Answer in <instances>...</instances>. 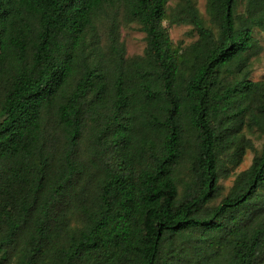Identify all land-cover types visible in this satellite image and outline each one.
<instances>
[{"label": "trees", "instance_id": "16d2710c", "mask_svg": "<svg viewBox=\"0 0 264 264\" xmlns=\"http://www.w3.org/2000/svg\"><path fill=\"white\" fill-rule=\"evenodd\" d=\"M169 1L0 0V264H264V0Z\"/></svg>", "mask_w": 264, "mask_h": 264}, {"label": "rangeland", "instance_id": "374dc122", "mask_svg": "<svg viewBox=\"0 0 264 264\" xmlns=\"http://www.w3.org/2000/svg\"><path fill=\"white\" fill-rule=\"evenodd\" d=\"M200 15L209 21L207 0H194ZM181 4V0H170L168 4L169 20L165 21V27L175 43L179 45L180 51L184 47L190 45L197 40L198 34L193 29V26L187 23L172 24L171 19H174L175 10ZM258 40V47L254 50L256 53L252 59V74L250 80L253 82L264 81V33L256 31L255 34ZM121 41L125 44L128 57L143 55L146 48L145 34L140 31L139 25L132 24L130 26H121ZM242 146L245 148V154L238 164L230 162L229 157H225V162L219 180L220 194L213 202L217 205L230 191L237 176L247 170L253 163L255 157L259 155L264 146V137L257 131H252L245 126L240 132ZM21 264V263H18Z\"/></svg>", "mask_w": 264, "mask_h": 264}]
</instances>
